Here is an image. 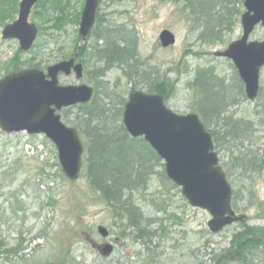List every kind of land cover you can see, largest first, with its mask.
<instances>
[{
  "label": "rangeland",
  "instance_id": "rangeland-1",
  "mask_svg": "<svg viewBox=\"0 0 264 264\" xmlns=\"http://www.w3.org/2000/svg\"><path fill=\"white\" fill-rule=\"evenodd\" d=\"M67 2L64 0L63 6ZM83 2L70 0L61 23L55 20L59 14L48 12L43 19L36 15L41 10L33 8L29 22L37 26L38 38L30 51L18 56L16 69L34 66L45 70L69 60L76 50L82 49V53L85 51L80 59L84 65L83 79L77 82L74 75H61L58 83L61 86L86 83L97 89V103L115 109L112 105L116 100L126 101L133 88L147 94L144 80L136 74L145 71L170 79L174 84L175 92L165 102L168 110L178 115L194 113L199 120L191 83L198 72H210V77H216L220 86L228 88V99L234 100L230 106L222 105V108L226 106V111L221 113L218 130L225 123H231L229 119L247 121L252 126V132L244 140L214 147L232 188V208L235 214L246 218L212 234L207 226L210 215L188 206L180 189L156 174L148 190L140 196L133 193L131 197L144 217L155 220L144 228L156 232L147 248L144 245L148 244L147 240L136 241L133 230L123 229L125 222L119 225L113 210L99 199L100 193L90 188L85 171L76 182L65 179L57 150L46 138L28 136L25 132L8 135L0 129V235L7 243L6 250L20 245L16 256H0V264H264V241L260 247L244 253L243 260L228 255L234 235L244 229H264V169L244 171L241 167L246 156L264 162V67L260 72L259 97L249 102L238 89L234 66L213 56L214 52L225 50L230 42L240 38L239 19L233 30L223 35L224 42L206 45L198 39L190 16L183 13L178 4L159 0H100L93 31L97 27L105 28L114 39L115 33L116 37L126 34L130 38L134 50L130 66L135 74L127 76V64H110L104 58H97L96 50H102L107 44L105 40H96L93 31L85 44L77 41L79 23L76 21ZM240 12L243 13L242 7ZM16 17L17 13L12 21ZM12 21L7 18L4 24ZM55 25H60L61 29L55 30ZM3 27L0 25V32ZM165 29L176 38L175 45L166 50L160 47L158 37ZM251 40H264V29L258 27ZM18 49L15 41H2L0 33V78L14 72L15 68L8 63ZM99 70L102 74L97 73ZM94 75L99 78L95 79ZM206 108H211V103L208 102ZM64 111L60 114L62 120L71 126L77 110L66 116ZM201 122L204 124L203 120ZM213 126L208 125V129ZM162 170L164 168L160 167L156 172ZM152 200L157 205L163 200L169 201L171 208L163 214L156 213L150 205ZM99 226L109 231L107 241L98 236L96 228ZM115 239L120 241L114 243ZM105 242L115 246L114 253L107 258L96 252V247Z\"/></svg>",
  "mask_w": 264,
  "mask_h": 264
},
{
  "label": "water",
  "instance_id": "water-1",
  "mask_svg": "<svg viewBox=\"0 0 264 264\" xmlns=\"http://www.w3.org/2000/svg\"><path fill=\"white\" fill-rule=\"evenodd\" d=\"M39 0H20L14 23L1 31L3 41L14 40L19 49L27 52L34 44L37 29L28 22L30 10ZM99 0H85L80 16L79 37L86 42L95 23ZM245 13L241 16L242 36L229 47L215 53L232 62L245 96L254 101L259 90L260 70L264 67V40L249 41L252 30L264 28V0H245ZM162 48L175 44V36L164 30L159 34ZM74 59L50 66L43 72L29 69L8 74L0 80V129L11 135L26 132L28 135H44L57 150L62 173L67 179L77 181L81 171L84 147L76 129L65 126L57 114L63 108L84 105L93 96L87 86H60L58 76L82 78V66ZM122 124L131 138H143L164 161L168 180L181 188V195L192 207L201 208L212 216L208 222L212 233H217L233 222H241L245 216L235 217L231 209V188L219 167L217 153L213 151L211 136L198 117L176 115L167 110L160 95L130 94L123 110ZM98 233L106 238L108 232L100 227ZM102 256L112 254V245H103Z\"/></svg>",
  "mask_w": 264,
  "mask_h": 264
},
{
  "label": "trees",
  "instance_id": "trees-1",
  "mask_svg": "<svg viewBox=\"0 0 264 264\" xmlns=\"http://www.w3.org/2000/svg\"><path fill=\"white\" fill-rule=\"evenodd\" d=\"M159 1L180 5L182 12L190 16L193 31L197 33L198 39L206 45L218 44L220 41L224 42L223 35H225V32H231L237 24L244 2L243 0ZM63 2L64 0H40L36 9L39 8L41 11L37 12L36 15L44 19L45 14L53 12L59 14L55 20L61 23L65 15V8L69 5L67 2L63 6ZM18 4L19 0H0V25L6 26L4 22L7 18L13 20V16L18 13ZM79 15L77 16V23L80 20ZM98 22L100 23V21ZM54 28L59 31L61 26L55 25ZM93 35L96 40H105L107 44L102 50H96L97 58H104L110 64L115 62V64H127V67H130L134 58L130 38L124 37L123 40L117 42L116 39L112 38L108 29H100L99 27L96 28V31H93ZM81 50H77L79 56L82 55ZM16 54L8 63L15 70L18 65L17 60L20 51L17 50ZM29 67L36 68L34 66ZM97 73L102 74V71L99 70ZM207 73L205 75L201 71L198 72L195 81L191 83L193 84L191 89L195 92L194 99L199 109V116L204 121L205 129L207 130L210 124L214 125L213 129L209 128L207 130L211 135L214 146L221 148L229 141L244 140L252 132V126L247 121L232 122L229 119L231 123H225L218 130L221 113L225 112V107L232 105L234 100L230 101L228 99V88L220 86L218 84L219 80L216 77H210V72ZM130 74L133 75L135 72L128 69L126 75L129 76ZM136 74H138L137 77L144 80V85L149 94L160 95L164 101H168V98L175 92L174 84L169 79H162L159 75L156 76L145 71H138ZM94 78L97 79L99 76L94 75ZM235 79L237 81L236 77ZM240 85V82H238V89L243 96V86L241 85V88ZM96 91L95 88V95L90 103L67 109L64 111V116L68 112L71 113L73 110H77L75 119L71 122V127L78 131L85 147L83 171H85L86 179L88 178L90 188L96 193L99 192V199L113 209L115 220L118 221L119 225L125 222L123 229L133 230L136 241L147 240L148 244L144 245L149 248L156 232L151 233L144 228H148L155 220L144 217L141 210L134 206V200L131 197L133 193L140 196L141 192L148 190L151 179L156 174L161 179L169 182L163 170L161 173L156 172L157 168L164 165L150 145L146 144L143 139L138 138L135 140L129 134H126L123 124H121L125 102L123 100L117 101V99L115 105L111 104L115 109H107L106 105L97 103L98 93ZM130 91L135 92V89L133 88ZM203 102L206 105H203ZM208 102L211 103V108H206ZM224 104L226 106L222 108ZM117 107L120 109H117ZM242 161L241 167L244 171H261L264 169V162L256 160L255 157L246 156ZM150 205L159 214L168 212L171 208L169 201L166 203V200H163L160 205L152 200ZM169 217L171 219L175 218L172 215ZM263 241L264 229H258L257 231L251 228L244 229L241 234H236L232 238L228 255L243 260L244 253L250 251V249L260 247ZM19 247L20 245H16L14 249L6 250L7 243L0 235V256H16Z\"/></svg>",
  "mask_w": 264,
  "mask_h": 264
},
{
  "label": "flooded vegetation",
  "instance_id": "flooded-vegetation-1",
  "mask_svg": "<svg viewBox=\"0 0 264 264\" xmlns=\"http://www.w3.org/2000/svg\"><path fill=\"white\" fill-rule=\"evenodd\" d=\"M84 66V65H83Z\"/></svg>",
  "mask_w": 264,
  "mask_h": 264
}]
</instances>
